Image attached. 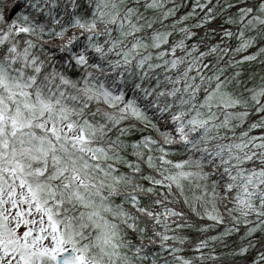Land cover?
<instances>
[{
  "label": "snow or ice",
  "instance_id": "6c2138e0",
  "mask_svg": "<svg viewBox=\"0 0 264 264\" xmlns=\"http://www.w3.org/2000/svg\"><path fill=\"white\" fill-rule=\"evenodd\" d=\"M0 264H264V0H0Z\"/></svg>",
  "mask_w": 264,
  "mask_h": 264
}]
</instances>
